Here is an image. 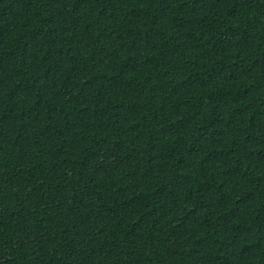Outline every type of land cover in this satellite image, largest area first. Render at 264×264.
Wrapping results in <instances>:
<instances>
[{"label":"trees","instance_id":"trees-1","mask_svg":"<svg viewBox=\"0 0 264 264\" xmlns=\"http://www.w3.org/2000/svg\"><path fill=\"white\" fill-rule=\"evenodd\" d=\"M0 264H264V0H0Z\"/></svg>","mask_w":264,"mask_h":264}]
</instances>
